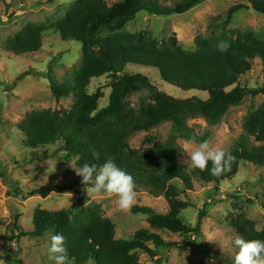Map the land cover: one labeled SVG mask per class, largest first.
Instances as JSON below:
<instances>
[{"label": "trees", "instance_id": "obj_1", "mask_svg": "<svg viewBox=\"0 0 264 264\" xmlns=\"http://www.w3.org/2000/svg\"><path fill=\"white\" fill-rule=\"evenodd\" d=\"M108 1L75 0L53 27L63 41L77 42L82 47V64L73 79L59 82L52 75V69L47 74L57 101L75 96L73 108L70 111H32L18 128L25 146L33 152L32 161L51 159L47 151L40 156L37 153L39 149L45 151L51 147H58L60 156L63 153L67 159H74L76 169L85 162L99 166L113 157L117 166L133 177L137 193L144 192L152 198L163 196L169 211L163 214L150 206H134L132 213L145 215L152 231L140 229L129 240L116 238V224L104 216L100 205L77 212L37 208L31 230L23 231L17 218L12 227L20 230L19 236L35 239L63 234L70 261L76 264L90 261L94 264H140L139 251L151 259L157 258L156 263L162 264L165 251L176 247L186 249L193 237L201 235L207 206L199 212L195 228L180 217L192 207L181 196L193 190L194 179L219 189L222 183L238 176L242 163L264 168V146H260L232 151L235 160L231 170L220 176L211 174V163L205 171L193 168L189 171L181 164L182 148L178 143L179 139L197 137L189 120L203 118L209 125H218L230 109L241 105L246 97L264 95V83L260 88L240 84L241 78L251 72L255 59L262 61L264 76V39L253 30L229 28L240 10L264 15V0L234 5L225 17L214 18L210 26L212 36H199L194 52L182 49L175 35L159 41L151 33H131L127 27L144 14L161 18L182 15L203 0H181L173 6H164L158 0H120L111 5ZM48 30L43 24H29L8 40L7 49L16 55L37 53L43 48ZM221 41L230 43L227 53L218 50ZM130 64L156 69L164 82L183 91L206 92L209 98L176 99L154 86L147 75L125 73ZM104 76L113 79L112 91L109 104L100 108L104 92L99 88L90 94L89 86L93 79ZM142 91L149 92V102L138 108L131 107L129 98ZM166 122L172 123L173 134L165 143L150 148H131L130 137L150 132ZM243 128L256 142H264V103L245 116ZM92 149L100 152L99 161L93 160ZM66 190L65 186L57 184L34 190L30 195L47 198ZM260 204L264 210V190ZM231 226L246 240H264V231H259L256 222L245 214L234 218ZM164 230L183 235L187 241L182 245L166 241L159 233Z\"/></svg>", "mask_w": 264, "mask_h": 264}, {"label": "rangeland", "instance_id": "obj_2", "mask_svg": "<svg viewBox=\"0 0 264 264\" xmlns=\"http://www.w3.org/2000/svg\"><path fill=\"white\" fill-rule=\"evenodd\" d=\"M75 0H0V264H55L49 258L51 236L30 238L19 236L12 224L17 218L23 231L33 228V215L37 208L48 211L88 209L100 205L104 216L116 224L117 239H132L140 229L152 231L147 217L133 214L134 206H150L158 213H167L169 206L161 196L152 198L148 194L137 193L134 206L130 211H120L116 197L104 194L88 195L86 185L81 183L74 169L75 160L67 159L58 147L39 149L42 155L48 152L52 157L43 162L32 161L33 152L24 144L19 124L32 111L46 109L70 111L76 103L75 96L57 101L52 95L47 74L59 81L73 79L79 70L82 59V47L77 42L63 41L53 28L69 11ZM120 0H109V4ZM164 6H173L181 0H158ZM199 6L182 15L156 17L140 15L127 30L148 32L159 41L177 36L179 46L189 50L196 47L199 36H212V20L217 16H226L234 5H250L248 0H203ZM29 24L46 25L48 32L41 51L16 55L7 49V42ZM229 28L241 31L253 30L264 39V15L253 10H240L235 14ZM125 73H143L152 84L168 95L186 100L198 97L207 100L209 94L202 91H183L164 82L156 69L130 64ZM112 78L104 76L93 79L89 93L94 94L99 88L104 92L100 108L110 101ZM264 83L263 64L260 59L253 61L251 72L243 76L240 84L248 88H260ZM149 102V92L142 91L129 98L131 107L138 108ZM264 103V95L248 96L238 107L230 109L218 125H209L203 118L189 120L194 129L197 145L189 146L186 139H179L182 148L181 164L189 171L188 153L198 144L208 140L213 147L232 152L238 148H257L264 142H256L243 128L245 116L257 110ZM173 134L171 122H166L150 132H139L129 138L133 149L150 148L165 143ZM58 155V156H57ZM57 156V157H56ZM74 168V169H73ZM65 186L64 193H52L47 198L31 196L30 193L50 185ZM194 188L181 196L191 205L182 214L181 219L191 228L198 223L199 212L207 206V216L202 221L200 237H193L186 249L176 247L163 253L162 264H233L238 249L232 243L238 234L231 222L240 214L257 224L259 231H264V210L260 197L264 190V168L249 163H242L238 176L219 186L204 184L193 180ZM180 188H183L180 186ZM169 242L185 243L183 235L169 231H159ZM140 264H157L144 252H137ZM71 264H76L70 261ZM87 264H94L90 261Z\"/></svg>", "mask_w": 264, "mask_h": 264}, {"label": "clouds", "instance_id": "obj_3", "mask_svg": "<svg viewBox=\"0 0 264 264\" xmlns=\"http://www.w3.org/2000/svg\"><path fill=\"white\" fill-rule=\"evenodd\" d=\"M231 47L227 41L218 44V50L227 53ZM190 51H196L193 46ZM187 144L197 145V138L192 136ZM93 160H100V152L92 149ZM190 167L205 171L211 163V174L220 176L231 170L235 157L223 148L211 146L208 140H204L188 153ZM74 169V168H73ZM77 176L82 177L81 183L86 185L88 195L104 194L107 197H116L120 211H130L137 198L136 185L133 177L115 163L113 157H109L102 165L85 162L80 168L74 169ZM232 243L238 249L234 256L233 264H264V240L251 239L237 235ZM66 237L57 233L51 236L49 258L55 264H71L68 250L65 246Z\"/></svg>", "mask_w": 264, "mask_h": 264}]
</instances>
